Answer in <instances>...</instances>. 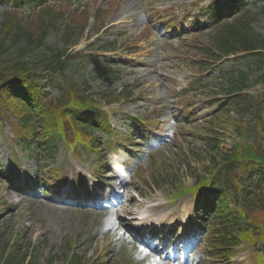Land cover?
<instances>
[{
    "label": "rangeland",
    "instance_id": "374dc122",
    "mask_svg": "<svg viewBox=\"0 0 264 264\" xmlns=\"http://www.w3.org/2000/svg\"><path fill=\"white\" fill-rule=\"evenodd\" d=\"M62 1L48 0L47 4L57 8ZM70 1L68 12L77 9L79 14L88 16V31L69 48L76 59L68 76L96 95L126 92L130 97L107 105L97 95L105 111L113 114L111 122L116 137L109 141L98 133L102 150L92 155L80 152L84 155L83 164L73 159L62 144L51 164L33 147L26 149L16 140L18 147L12 148L10 125L2 123L0 173L16 172L14 180L32 186L27 193L19 191L0 176V241L13 240L18 234L17 244L23 250L28 244L37 246L35 253L40 264L49 259L51 264H60L70 248L88 263L222 264L219 259L207 258L208 244L199 232L198 223L189 220L196 210L192 197L170 200L172 189L178 185L180 189L188 188L192 183L191 171L209 170L208 162L202 164L208 156L206 141L192 132L194 129L203 134L208 132L210 115L215 109L209 106V96L220 87L219 82L209 81L205 76L209 72L212 78H217V67L207 68L206 73L202 72V85L198 87L196 83L204 66L201 48L209 42L205 9L211 0ZM249 2H255V9L262 6L261 0H246L247 5ZM59 5L65 9L63 4ZM93 9L108 12L97 35L93 28L98 22L90 19ZM155 9L172 21L167 33L156 32L155 25L150 23V12ZM6 10L0 5V22ZM251 12L256 17L255 30L264 36V11ZM69 15L67 12L64 15L65 24H72ZM105 43L113 44L114 51L96 49ZM50 44L61 48L63 41L55 36ZM230 65L232 62L227 64ZM253 76L250 75V80ZM40 85L55 94V89L46 83ZM188 107L192 108L191 118L181 121L180 112ZM128 116L145 117L152 123L134 134L133 126L125 119ZM227 134L229 139L221 145L223 151L231 148L233 132L229 130ZM72 166H78L81 174L72 173ZM52 169L63 179L60 184ZM75 178L80 180L83 190L95 197L90 202L83 197L68 204L56 200L52 191H73ZM118 197L127 198L132 215L122 217L120 207H115L112 215V205ZM143 203L161 207L156 212H147L143 220L135 216V212L143 211ZM167 213L178 214L173 219L167 218ZM150 218L155 224L148 221ZM140 233L149 236L154 247L141 243ZM253 247L242 245L234 261L249 264L252 258L264 257V238Z\"/></svg>",
    "mask_w": 264,
    "mask_h": 264
},
{
    "label": "trees",
    "instance_id": "16d2710c",
    "mask_svg": "<svg viewBox=\"0 0 264 264\" xmlns=\"http://www.w3.org/2000/svg\"><path fill=\"white\" fill-rule=\"evenodd\" d=\"M47 2L0 0V5L7 9L0 22V123L7 121L15 138L26 146L31 144L40 148L43 157L52 162L60 141L86 153L100 151L97 132L108 137L110 132L107 113L94 97L98 95L110 105L130 96L126 92L96 95L68 76L76 59L69 47L84 34L88 16L79 14L77 9L68 12L70 0L59 2L65 9L59 4L58 9L49 6ZM261 2V8L255 9V2L246 5V0H224L222 3L213 0L206 10L211 31L209 42L201 49L202 56L210 66L224 57L235 58L230 67L224 68L225 63L219 66L220 92L212 95L210 100V105H215L218 112L205 136L207 154L213 162L210 178L198 174L190 191L195 196L206 191L203 200H207V196L214 199L204 229L211 255H219L225 262L240 239L251 240L249 237L255 231L258 238L264 234V208L253 212V203L249 206L248 200L240 199L242 193H246L244 184L247 183L242 178L250 179V175L255 174L259 182H264V36L255 30L256 17L251 12H263L264 0ZM66 12L70 14L72 24H65ZM106 16L104 11L92 10L91 17L98 22L97 33L101 30V18L104 20ZM150 18L157 27L164 31L169 29L170 21L159 12L154 10ZM55 36L63 41L61 48L50 44V39ZM112 48L113 44L105 43L97 49ZM250 74L255 77L252 81L248 78ZM41 81L54 88L56 94L40 86ZM257 85L262 86L261 90L248 92ZM231 113L239 118H234ZM182 115L184 119L188 117L186 113ZM130 124L134 131L139 130V123L130 120ZM230 128L239 141L228 153H223L220 144ZM217 184L223 189L216 188ZM249 195L254 196L251 192ZM233 202L238 211L232 207ZM240 221L250 226L237 237L233 230L242 228ZM16 236L7 242L0 241V264H40L34 254L37 248L29 251L28 244L23 250L17 244L18 234ZM227 262L225 264H230ZM45 264H51V259ZM62 264L83 263L80 256L67 253Z\"/></svg>",
    "mask_w": 264,
    "mask_h": 264
},
{
    "label": "bare ground",
    "instance_id": "6f19581e",
    "mask_svg": "<svg viewBox=\"0 0 264 264\" xmlns=\"http://www.w3.org/2000/svg\"><path fill=\"white\" fill-rule=\"evenodd\" d=\"M124 198V197H123ZM120 198L113 206H112V210H114L115 207H120L121 209V214H122V217H126V216H129V215H132V210H131V207L129 205V201L127 200V198ZM160 205L158 204H153V205H147V203H144L143 204V207L141 208L143 211L142 212H135V216L137 215V217H140L141 219H143L146 215L147 212H156L160 209ZM112 215L115 214L114 211L111 212ZM154 216V214H153ZM152 216V218H153ZM152 218L148 219V221L152 224H155V220H153ZM146 220V218H144ZM143 219V220H144Z\"/></svg>",
    "mask_w": 264,
    "mask_h": 264
}]
</instances>
